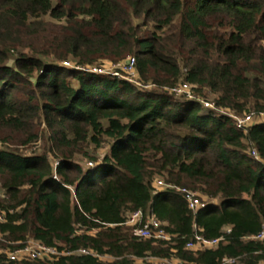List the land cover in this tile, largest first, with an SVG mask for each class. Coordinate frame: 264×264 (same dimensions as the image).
<instances>
[{
    "label": "trees",
    "instance_id": "trees-1",
    "mask_svg": "<svg viewBox=\"0 0 264 264\" xmlns=\"http://www.w3.org/2000/svg\"><path fill=\"white\" fill-rule=\"evenodd\" d=\"M129 59L140 87L76 70ZM0 145V264L264 263V0H0ZM139 210L170 240L134 238ZM30 240L57 255L8 259Z\"/></svg>",
    "mask_w": 264,
    "mask_h": 264
},
{
    "label": "built area",
    "instance_id": "built-area-1",
    "mask_svg": "<svg viewBox=\"0 0 264 264\" xmlns=\"http://www.w3.org/2000/svg\"><path fill=\"white\" fill-rule=\"evenodd\" d=\"M134 63H135L134 59H129L126 63L121 64L123 66L121 65L119 66H121L122 72H125L127 74L130 73L131 75H133ZM62 65L68 68L71 67L70 64L66 62H63ZM76 70H80L92 74L102 73V71H100L97 68L81 69L77 67ZM171 92L175 96L178 97L182 96L185 97L186 99L194 100V95H192L191 93L190 86L186 83H182L181 85L175 87L174 89L171 90ZM202 105L204 106V108L211 107V109H213L214 107L212 104L205 101L202 102ZM233 119H235L237 127L245 128L252 121V115L244 116L242 118H233ZM251 155L255 159L258 158L255 151H252ZM89 166L91 167L92 164L90 163ZM154 189L155 191L175 189L177 192L182 194L188 209L193 212H197L206 207L205 203L202 200H200L197 194L188 189L175 188L171 185L164 184L161 181H155ZM1 221H2V217L0 216V222ZM124 225L132 228V235L134 238L138 240H147V239L161 240V241L170 240V236L164 231L162 224L159 223V221L151 213L144 214L140 210L135 211L127 217V220L125 221ZM253 239L264 241V225L262 227V231ZM220 241H222V238L207 240L200 235H195L194 238L185 245V249L193 250V251L212 249L216 247ZM77 253L89 254V252L85 250H79L77 251ZM55 255H57V253L55 252L54 249L45 247L37 242L30 240L27 241L25 244H23L21 248L8 253L7 257L10 261H26V260L29 261V260H39L43 258H48L50 256H55ZM145 262H148L146 264H185L184 262L175 258H171V259L145 258L137 261L133 260L132 264H145ZM235 263L236 261L234 259H228V258H224L221 261V264H235Z\"/></svg>",
    "mask_w": 264,
    "mask_h": 264
},
{
    "label": "rangeland",
    "instance_id": "rangeland-1",
    "mask_svg": "<svg viewBox=\"0 0 264 264\" xmlns=\"http://www.w3.org/2000/svg\"><path fill=\"white\" fill-rule=\"evenodd\" d=\"M121 66H123V65H121ZM121 66L118 65V66H113L112 67V66H108L107 65L104 68H100L99 70L102 71V73L100 75H106V76H110V77L117 78V79H123V80L129 82L130 84H133V85H135L137 87H140L137 84V80H136L134 74L131 75L130 73L127 74L125 72H122ZM118 71H120V72H118ZM144 88L147 89V90L148 89H152L151 86H148V87L146 86ZM208 103H210V102H208ZM209 109H211V107H209ZM22 141H23L22 139L18 140L16 142L17 145H15L13 147L14 149L18 150L22 154L30 155V154H34V153L38 154V153L46 151V147H47V145H46V136L40 135L38 137L37 141H35L34 143L27 144V145H23ZM88 150L91 152V154H90L91 156H92V154H94V157H96L97 160H101L102 157L104 156V154L107 152V147H102L101 149H98V150H93L92 147H89ZM78 161L82 165H86V166H89L90 163H93V162H91V161H89L87 159H79ZM53 164H54V162H53ZM92 165L96 166L95 163H93ZM155 181L163 182V179L157 178V179H155ZM102 260L104 262L110 261V259L107 258V257L106 258H102ZM133 260L137 261V260H140V259H133ZM146 263H148V262H145V264Z\"/></svg>",
    "mask_w": 264,
    "mask_h": 264
},
{
    "label": "crops",
    "instance_id": "crops-1",
    "mask_svg": "<svg viewBox=\"0 0 264 264\" xmlns=\"http://www.w3.org/2000/svg\"><path fill=\"white\" fill-rule=\"evenodd\" d=\"M262 264H264V263H262Z\"/></svg>",
    "mask_w": 264,
    "mask_h": 264
}]
</instances>
